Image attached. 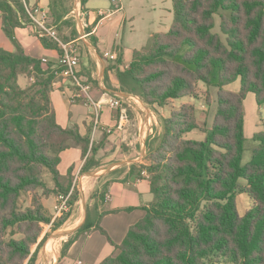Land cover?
Returning a JSON list of instances; mask_svg holds the SVG:
<instances>
[{
  "label": "trees",
  "instance_id": "16d2710c",
  "mask_svg": "<svg viewBox=\"0 0 264 264\" xmlns=\"http://www.w3.org/2000/svg\"><path fill=\"white\" fill-rule=\"evenodd\" d=\"M87 3L81 0L83 9ZM172 3L169 32L154 35L134 52L129 68L116 71L121 89L158 110L170 101L199 98L203 84L218 90L216 116L210 129H202L193 106L184 104L162 118L163 132L157 148L150 149V165L140 169L150 174L154 201L117 246L119 254L101 264H264V131L253 136L252 158L242 165L247 94L264 104V0ZM29 8L28 0H0L2 30L15 47L13 53L0 49V264L37 263L47 240L40 242L44 226L52 222L42 200L68 196L71 187L62 184L61 153L78 147L86 158L98 150L77 126L64 129L56 121L49 96L61 70L45 68L43 61L27 55L16 37L18 28L33 24ZM48 8L56 25L69 24L68 12L53 0ZM216 16L225 40L214 32ZM73 34L75 39L77 31ZM40 41L63 53L52 38ZM20 75L34 83L21 87ZM238 80L239 92L226 91ZM207 100L211 102L209 96ZM194 131L203 132L204 141L187 138ZM94 164L87 158L81 172ZM239 191L252 203L244 216L237 209ZM74 193L70 206L78 199ZM107 213L98 205L88 209L85 224L64 243L62 256L82 235L94 230L105 235L101 221Z\"/></svg>",
  "mask_w": 264,
  "mask_h": 264
},
{
  "label": "crops",
  "instance_id": "0c3cea01",
  "mask_svg": "<svg viewBox=\"0 0 264 264\" xmlns=\"http://www.w3.org/2000/svg\"><path fill=\"white\" fill-rule=\"evenodd\" d=\"M28 1L30 7L50 14V0ZM82 12L90 25V35L83 39L79 35L65 44L79 45V75L92 84L93 98L99 100L104 93L118 97L125 102L129 122L123 130H118V112L104 106L95 126L94 110L75 100L76 89L71 80L57 73L49 97L58 125L64 129L77 126L80 134L90 137L98 150L95 155L89 152L86 158L78 147L61 153L58 170L63 178L62 184L66 188L71 185L69 194L77 191L78 199L66 212L62 225L54 229L53 224L61 221L57 210L62 195L43 198L52 222L44 227L40 242L44 237L47 240L39 250L36 264H101L116 257L119 254L117 246L122 244L129 229L145 217L143 208L153 202L150 179L142 175L147 171L140 173V169L148 165L154 127L159 126V112L163 109L156 110L139 97L123 92L116 71L129 68L134 52L142 50L154 35L169 32L174 21L172 0H118L117 3L88 0ZM0 27L2 30L1 12ZM51 27L56 31V26ZM16 37L27 55L46 60L47 63H43L45 68L50 66L53 71L59 70L62 53L44 48L35 26L18 28ZM0 49L15 52L6 36H0ZM23 76L26 75H20L19 84L25 88L29 80ZM87 158H93L95 164L88 172L82 173ZM50 187H54L52 181ZM98 193L101 196L105 193L104 202L100 200L101 196L96 199ZM95 205L99 206L100 212H108L101 221L105 235L95 230L82 235L62 256L64 243L85 224L88 209L93 211Z\"/></svg>",
  "mask_w": 264,
  "mask_h": 264
},
{
  "label": "rangeland",
  "instance_id": "374dc122",
  "mask_svg": "<svg viewBox=\"0 0 264 264\" xmlns=\"http://www.w3.org/2000/svg\"><path fill=\"white\" fill-rule=\"evenodd\" d=\"M110 1V0H109ZM52 2V0H50ZM55 2V5L59 7L60 9H64L68 12L66 19L68 20L69 24L68 25H56L54 23V19L52 17L51 11H50V21H48L47 25L49 27L51 26H56V31L58 34V37L60 40L65 43L66 40H72L74 39V30L77 31V23L75 19L73 18V12L75 10H82V5H81V0H53ZM34 7H30L29 10L33 11ZM215 33L221 34L222 38L225 40L226 36L222 34L221 32V19L219 16H216V27L214 29ZM0 36L5 38L1 27H0ZM79 36L77 32V37ZM73 46H78V44H74ZM24 77V76H23ZM25 79L29 80L28 85L25 87H28L29 85L33 84L34 81H31L28 76L24 77ZM226 91L229 92H239L241 89V81L238 80L232 84L227 85L225 88ZM198 93H199V98H190L187 97L181 101H170L166 107L163 108L159 112V126L154 127V134L152 136L151 143H153L151 149L157 148L159 144V140L161 138L163 129H162V114L167 115L168 117L170 116L171 112L173 110H177L180 108L181 105L188 104L193 106L195 110V115L197 118V121L202 129H210L212 127V124L214 122L216 112H217V107H218V90L216 88H207L203 84H199L198 87ZM210 97V103H206L207 97ZM245 134L246 138L248 139V142L246 144V150L244 154V158L242 161V165L245 166L247 165L251 158H252V151L256 147V144L252 141L253 136L258 133V132H263L264 131V104L263 105H258L256 102V98L252 93L247 94L245 102ZM187 138L190 139H195L198 141H204L205 135L201 131H194L192 132ZM149 157V155H148ZM149 161V160H148ZM148 165H150V162H148ZM147 165V166H148ZM147 177L150 178V174L146 172ZM45 180L49 183L51 186V176L50 175H45ZM245 186V182L243 180L240 181L239 187L241 189ZM74 194L78 195L77 191H74ZM101 195L98 193L96 195V199H99ZM56 197V195L54 196ZM101 200V198H100ZM153 201H154V196H153ZM29 204V200L27 201ZM236 202H237V209L238 212L241 216H244L247 211L252 207V203L249 199V197L242 191L237 192L236 194ZM90 204H94V202H91ZM93 210V208H92ZM45 227V226H44Z\"/></svg>",
  "mask_w": 264,
  "mask_h": 264
},
{
  "label": "built area",
  "instance_id": "2783aa9c",
  "mask_svg": "<svg viewBox=\"0 0 264 264\" xmlns=\"http://www.w3.org/2000/svg\"><path fill=\"white\" fill-rule=\"evenodd\" d=\"M114 3H117L118 0H113ZM29 16L33 22V26H35L36 32L40 37L47 36L55 40L59 47L62 50V54L59 58V69L61 70L60 74L71 80L72 86L76 89L74 92L73 98L75 100H79L84 103L88 107H91L94 110V122L95 126L98 125V120L100 117V113L104 106H109L113 110L118 112V124L116 128L118 130H123L126 124L129 122V113L127 107L125 106V102H123L118 97H113L108 93H104L99 100H95L92 96V84L88 81H85L79 75L80 68V47L73 46L74 44H65L63 43L58 34L54 30V28L49 27L47 25L50 20V14L45 11H41L39 9H33L30 11L28 9ZM73 18L77 23V32L80 35V38L83 39L90 34L88 33V29L90 28L89 23L85 19V15L82 10H75L73 12ZM107 56V55H106ZM112 58V57H111ZM44 63H47L46 60H43ZM142 175H147L146 172H143ZM72 193L68 196H60L59 198V206L57 210L58 216H63L69 208H70V198ZM76 264H82L78 262Z\"/></svg>",
  "mask_w": 264,
  "mask_h": 264
}]
</instances>
